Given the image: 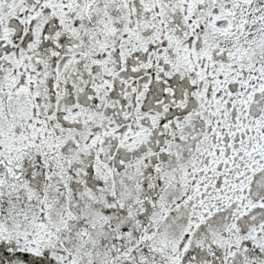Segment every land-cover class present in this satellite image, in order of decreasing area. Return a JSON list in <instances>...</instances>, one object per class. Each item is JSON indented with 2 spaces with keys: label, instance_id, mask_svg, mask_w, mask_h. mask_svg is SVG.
Returning <instances> with one entry per match:
<instances>
[{
  "label": "snow or ice",
  "instance_id": "1",
  "mask_svg": "<svg viewBox=\"0 0 264 264\" xmlns=\"http://www.w3.org/2000/svg\"><path fill=\"white\" fill-rule=\"evenodd\" d=\"M0 264H264V0H0Z\"/></svg>",
  "mask_w": 264,
  "mask_h": 264
}]
</instances>
